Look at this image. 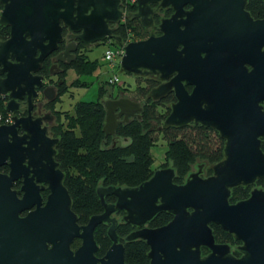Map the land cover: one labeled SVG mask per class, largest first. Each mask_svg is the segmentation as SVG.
I'll return each mask as SVG.
<instances>
[{"label":"water","instance_id":"water-1","mask_svg":"<svg viewBox=\"0 0 264 264\" xmlns=\"http://www.w3.org/2000/svg\"><path fill=\"white\" fill-rule=\"evenodd\" d=\"M134 1V15L159 34L123 40L116 29L133 14L123 0H0V25L10 27L9 37L0 39V97H8L7 111H19L25 97L32 108L45 84L39 71L63 41V21L88 47L114 39L124 50L122 70L162 81L151 91L154 98L175 92L165 124L217 129L226 141L225 157L211 175L204 176L200 164L181 184L175 168L166 166L138 186H98L105 209L81 224L56 159L59 137L48 135L41 118L15 115L12 123H0V167H10L8 173L0 169V264H129L125 241L135 239L150 245V264H264V188L230 200L232 188L264 178V18H254L248 0ZM166 7L174 12L155 24L154 15ZM102 101L106 135L142 115L143 103L123 92ZM37 182L50 189L45 203ZM109 194L115 201L106 200ZM120 210L136 226L124 240L117 232ZM163 210L173 214L168 223L147 225ZM103 222L110 224L112 244L99 256L95 229ZM211 223L243 241L240 257L216 241ZM76 238L82 242L75 249ZM202 246L211 252L203 255Z\"/></svg>","mask_w":264,"mask_h":264},{"label":"trees","instance_id":"trees-1","mask_svg":"<svg viewBox=\"0 0 264 264\" xmlns=\"http://www.w3.org/2000/svg\"><path fill=\"white\" fill-rule=\"evenodd\" d=\"M123 2L125 10L133 14L117 27L116 33L126 42L147 38L149 31L142 24L140 17L134 15L138 10L137 3L133 0ZM246 8L254 17H264V0H248ZM161 18L162 14L158 13L154 20L159 23ZM9 35L10 27L0 25V39H6ZM101 66V62L91 60L89 55L81 62L70 65L73 69L76 68L77 72L73 86H90L96 77L100 80L98 100H79L74 105V111L63 112L64 118L55 128L59 137L56 159L65 172L64 182L73 200V210L79 215L81 224H86L92 215L105 209L97 192L98 186H138L148 180L155 169L166 166L175 168V182L181 184L187 180L195 166L204 164L202 174L208 176L213 173L214 164L225 157L226 141L215 128L200 123H188L183 126L165 124L171 106L176 101V95L174 91H169L161 98H154L151 91L161 83L156 76H148L146 83L138 85L135 90L137 97L132 96L143 103L141 117L120 123L115 135H106L103 129L106 108L101 99L115 84L99 77L97 71ZM8 115L6 99L0 97V116L5 119ZM160 134H163L168 148L165 161L155 167L152 149L157 145ZM119 138L128 142L120 143ZM262 144L264 150V141ZM255 186L264 188V178H259L254 185L232 188L230 200L236 202L247 198ZM115 199L113 194L106 196L108 202ZM124 214V210L115 214L120 218L117 232L121 240L136 229L135 225L124 221ZM172 218L171 212L163 210L147 225L162 226ZM109 226V223L103 222L95 229L99 256L104 255L112 244L108 234ZM211 226L217 241L236 243L232 233L218 224L211 223ZM81 242V238H76L72 247L76 249ZM149 251L150 245L144 239L125 241V259L129 264H150ZM206 252L208 248L204 247L203 253Z\"/></svg>","mask_w":264,"mask_h":264},{"label":"flooded vegetation","instance_id":"flooded-vegetation-1","mask_svg":"<svg viewBox=\"0 0 264 264\" xmlns=\"http://www.w3.org/2000/svg\"><path fill=\"white\" fill-rule=\"evenodd\" d=\"M134 1V0H133ZM248 3V2H247ZM0 9L2 12L3 3L0 2ZM154 7L158 6V3L153 4ZM190 5H187L186 8H189ZM171 10V11H169ZM173 9L171 7H166L160 9L159 13L162 14V18L169 17L173 13ZM156 15H154L155 19ZM254 18H264V17H254ZM155 21V20H154ZM62 27V33H63V41L59 43L58 49L53 50L45 59L43 63L42 69L39 71L41 74L44 75V81L45 84L42 88L39 89V96L34 100L32 108L29 109V105L25 102L26 97L21 100V109L16 112H9L11 116V120L5 123H12L14 116L18 115V117L27 118L31 121L38 120V117L41 118L42 127L48 128V135L52 138L58 137L56 135L55 128L60 125L62 122L64 116H63V109L61 108V96L66 92V90L71 87V83L68 82L67 73L69 72V69L71 68L70 65L77 64L81 62V60L88 55V51L92 48V46L101 44V43H109V42H115L112 38H105L102 41H99L97 43H94L92 46L88 47L84 43L83 40H81L79 37H76L78 33H74L69 30V27H67L64 22H61ZM156 24V22H155ZM147 30L150 29V34L152 32H155L159 34V31H156L153 27H146ZM149 31V30H148ZM9 37V36H8ZM118 46V45H117ZM68 47L70 49V53L67 55L62 54L61 52ZM105 80H107V74H104L102 77ZM160 82H162L160 80ZM111 88V92L115 96L120 95L121 92H124L123 90L119 92V94L115 95L113 92L114 85ZM191 87V89H190ZM187 88L189 90H192L193 86L187 85ZM46 89L47 95H53L54 92L56 93V97L53 99H50L45 94L44 90ZM6 101L8 100V97H5ZM177 100V99H176ZM60 104V105H59ZM264 105V101L262 102ZM171 112V111H170ZM196 123V122H191ZM201 124V123H200ZM211 127V126H208ZM217 130V129H216ZM218 131V130H217ZM25 131L20 127L18 128V133L22 135ZM219 132V131H218ZM220 133V132H219ZM264 141V137L262 138V142ZM263 145V144H262ZM28 160H26V163ZM2 172H9L10 167L9 164H3L0 167ZM23 178V177H22ZM22 178L18 179L14 183L15 189H20L23 182ZM40 185V193L43 197V202L45 203L48 197V194L50 192V189L48 187L47 183L37 182ZM29 210H26L24 214H26ZM234 235V234H233ZM235 237V235H234ZM236 239L235 244H231L230 242H220V243H227L231 246V252L237 256L240 257L243 253L239 250V246L243 243L242 240ZM217 241V240H216ZM219 242V241H217ZM206 246H202V254L206 255L211 252V250L208 248V252L203 253V248Z\"/></svg>","mask_w":264,"mask_h":264},{"label":"rangeland","instance_id":"rangeland-1","mask_svg":"<svg viewBox=\"0 0 264 264\" xmlns=\"http://www.w3.org/2000/svg\"><path fill=\"white\" fill-rule=\"evenodd\" d=\"M126 11V10H125ZM127 12V11H126ZM0 15H1V9H0ZM128 18V17H127ZM126 18V19H127ZM149 32L151 31L148 29ZM113 43V42H112ZM112 45V47L116 48V44H111V42L107 43H101L92 46V48L88 51L89 58L91 60H97L102 63V70L98 73L100 78L104 76V74L108 73V67L106 63L103 60V55L105 53L106 48ZM115 71L119 74L120 77V82L115 84L113 88V92L115 95L119 94L120 90H123L124 94L128 96H133L137 97L135 90L137 89L138 85H143L146 83V78L148 76L144 75H137L135 73L127 72L122 70L121 65L120 67H117ZM77 79V72L75 68V72L71 70L69 74L67 73V80L68 82H71L73 79ZM87 79L88 78H84ZM99 86H100V80L97 79V77L92 81L90 86H73L71 84V87H69L66 92L61 96V108L66 112L68 111H74V105L76 102L79 100H85V101H96L98 100V95H99ZM112 94L111 90L109 93H106L104 97H102L101 100L107 99V97ZM114 96V95H113ZM135 99V98H134ZM59 104V105H60ZM63 111V112H64ZM64 116V115H63ZM120 143L125 144V139L119 138L118 140ZM127 143V142H126ZM168 148L167 141L163 137V134L159 135V139L157 141V145H155L152 149V152L155 157V163L154 166L157 167L159 166L163 161H165V152ZM197 166L194 167V170H197Z\"/></svg>","mask_w":264,"mask_h":264},{"label":"built area","instance_id":"built-area-1","mask_svg":"<svg viewBox=\"0 0 264 264\" xmlns=\"http://www.w3.org/2000/svg\"><path fill=\"white\" fill-rule=\"evenodd\" d=\"M112 44V43H111ZM124 50L120 47L117 46L116 48L112 47V45H109L105 53L103 55V60L106 63L108 67L109 74H107V80L111 84H117L120 82V77L119 74L115 71L117 67H120L121 65V59L123 56ZM3 119V116H0V121ZM6 120L9 121L11 120L10 114L6 117Z\"/></svg>","mask_w":264,"mask_h":264},{"label":"crops","instance_id":"crops-1","mask_svg":"<svg viewBox=\"0 0 264 264\" xmlns=\"http://www.w3.org/2000/svg\"><path fill=\"white\" fill-rule=\"evenodd\" d=\"M71 70H73V71L75 72V69H73L72 67L69 69V72H70ZM101 70H102V68H99V70L97 71V73H99ZM69 72H68V74H69ZM74 79H75V77H74ZM74 79H73L71 82H69V83L72 84V82L74 81ZM124 142L126 143V142H128V140L125 139Z\"/></svg>","mask_w":264,"mask_h":264},{"label":"bare ground","instance_id":"bare-ground-1","mask_svg":"<svg viewBox=\"0 0 264 264\" xmlns=\"http://www.w3.org/2000/svg\"><path fill=\"white\" fill-rule=\"evenodd\" d=\"M5 122H8L7 120H6V118L4 119H2L1 121H0V123H5Z\"/></svg>","mask_w":264,"mask_h":264}]
</instances>
